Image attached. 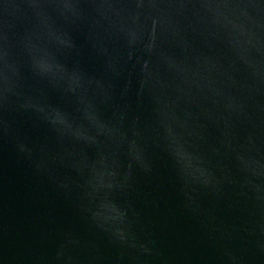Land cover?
<instances>
[{
	"label": "water",
	"instance_id": "water-1",
	"mask_svg": "<svg viewBox=\"0 0 264 264\" xmlns=\"http://www.w3.org/2000/svg\"><path fill=\"white\" fill-rule=\"evenodd\" d=\"M0 264H264V0H0Z\"/></svg>",
	"mask_w": 264,
	"mask_h": 264
}]
</instances>
